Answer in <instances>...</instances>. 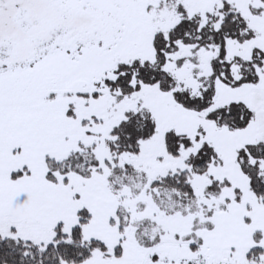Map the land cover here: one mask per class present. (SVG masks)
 I'll return each mask as SVG.
<instances>
[{"label":"snow or ice","instance_id":"6c2138e0","mask_svg":"<svg viewBox=\"0 0 264 264\" xmlns=\"http://www.w3.org/2000/svg\"><path fill=\"white\" fill-rule=\"evenodd\" d=\"M0 264H264V0H0Z\"/></svg>","mask_w":264,"mask_h":264}]
</instances>
